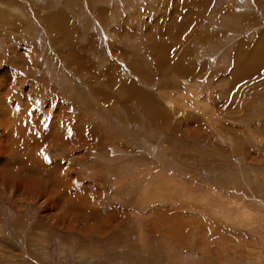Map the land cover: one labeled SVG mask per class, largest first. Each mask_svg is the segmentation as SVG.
<instances>
[{
	"label": "rangeland",
	"instance_id": "374dc122",
	"mask_svg": "<svg viewBox=\"0 0 264 264\" xmlns=\"http://www.w3.org/2000/svg\"><path fill=\"white\" fill-rule=\"evenodd\" d=\"M30 1L0 8V264H264V0Z\"/></svg>",
	"mask_w": 264,
	"mask_h": 264
},
{
	"label": "crops",
	"instance_id": "0c3cea01",
	"mask_svg": "<svg viewBox=\"0 0 264 264\" xmlns=\"http://www.w3.org/2000/svg\"><path fill=\"white\" fill-rule=\"evenodd\" d=\"M2 3H3V6H1L0 8H4V10H5V4H6V6H8L7 4L9 3V4H12V3H14L13 1H15V2H20L21 3V7H22V12L23 13H25V11L27 12V11H29L30 12V9H29V6H28V2H31L30 0H0ZM182 1V0H181ZM184 1V0H183ZM187 1H190V2H194V1H197V0H185V3L187 2ZM91 2H94V0H91L90 1V3ZM176 2H178V0L176 1ZM211 2V1H210ZM84 1L82 2V6L84 5ZM164 3H166L168 6H170L171 5V3L172 4H174V2H173V0H164ZM180 4H182V3H180ZM92 5V4H91ZM179 4L178 3H176L175 5H173V7H177ZM209 5H210V3H209ZM120 6V5H119ZM164 6V5H163ZM208 7V6H207ZM20 9V7H13V9H12V11H20L19 10ZM83 9H84V11H85V9H86V4H85V7H83ZM147 9L148 8H146L145 10H144V8L143 7H140V10H139V12H143L144 11V14H146L147 13ZM87 10V9H86ZM226 10V9H225ZM183 11H184V9H181V13H183ZM218 12V11H217ZM172 13L173 14H176L175 15V17H174V20L176 19V21H179V19H180V16H178V14L179 13H176V11H175V9H173V11H172ZM17 15H19V14H17ZM28 15H31V19L32 20H34V18L32 17V13H30V14H28ZM13 16H15L14 17V20H16V14H13ZM25 15H23V16H17V18H18V20L17 21H14V23H13V25H16V26H22V25H20V22H21V20H20V22H19V18L20 17H22V18H24V19H22L23 21L25 20V17H24ZM51 16V14H49L48 13V15H46V17H50ZM178 16V17H177ZM218 16H219V12H218ZM177 17V18H176ZM57 17H52V19H56ZM170 18H173L172 16L170 17ZM187 18L188 17H184L183 18V20L186 22L187 21ZM160 20V19H159ZM35 21V20H34ZM46 21V20H45ZM185 22L184 23H182L181 24V26L183 25H185ZM197 22V21H196ZM196 22H191L190 23V25L192 26L193 24H196ZM54 25H51L52 26V28L53 29H55V30H57L58 32L59 31H63L62 30V28L63 27H66L67 25L65 24V21L63 22H60V24H55L54 22H52ZM9 24H11V22L9 23ZM26 24V23H25ZM164 26H162V27H166L167 29L168 28H170L171 27V25H173V23L170 25V24H163ZM190 26V27H191ZM20 29V28H19ZM161 29V28H160ZM262 30V29H261ZM19 31L20 30H18V29H16V31L15 32H17V34H16V36H15V38L17 39V35L19 34ZM66 32V31H65ZM161 32V31H160ZM64 34V32H60V35H63ZM9 38L12 40V36H9ZM153 38H154V36L153 37H151V35L150 34H146V40L147 41H149L150 43H153V47H154V49H155V51H158V53H155V55H156V59H157V62H158V65H162V66H164L165 65V63H163L162 64V61H163V59L165 58V55H166V53H165V50H164V48H163V46H162V44H160V43H157L156 41H152L153 40ZM241 39V38H240ZM152 41V42H151ZM16 42V45H17V47H18V49H19V51L21 52V54H19L17 51H12V55L10 56V59L7 61L8 63H10V65H7L6 66V68L8 69V70H10L11 68L13 69V67H11V64L13 65V64H17L18 63V60L22 63V62H24V60H25V58H26V60H27V54H26V49H25V44H22L21 42H22V40L20 39V40H16L15 41ZM18 42V43H17ZM69 42V40L67 41V42H65L64 44H66V43H68ZM96 42V41H95ZM99 43V42H98ZM249 44H250V46L252 47V46H254V48H259L260 46H262V45H264V31L262 30L260 33L259 32H255V33H252V35L250 34V41L248 42ZM258 43V44H257ZM96 45V44H95ZM204 45V44H203ZM258 45V46H257ZM100 46H101V54H102V45L100 44ZM117 49V48H116ZM115 49V50H116ZM221 49H223V48H221ZM118 50V49H117ZM261 50V52L259 53H257V55H255L254 54V56H255V58H254V60H253V62H254V66L255 65H258V64H262L261 62H263L264 61V49H260ZM233 50H230V51H227V59H229V57H232V58H234V53L235 52H232ZM148 52H149V50H148ZM148 52H147V50H144L143 52H142V54L144 55V58H145V60L147 59L148 61H149V59H151V57H150V55L148 54ZM218 52H220L221 53V51H218ZM172 53V49H170L169 51H168V54H171ZM2 55H3V57L5 58L7 55H8V49H7V47H4V49L2 50V51H0V59H1V62L3 63V64H1L2 66H5V63H7V62H5V60H4V62L2 61V59H3V57H2ZM23 56V57H22ZM72 56H75V54H72V55H70L69 57H72ZM108 57L110 58V56L108 55ZM193 60V59H192ZM72 61L73 62H75L73 59H72ZM196 61V62H195ZM195 61H193L192 63H191V67L193 66V65H196V66H198V69L199 70H202V69H204V76H203V79L205 78V77H207V75L211 72V69H212V67H207L206 65H202V63H201V60H195ZM152 63V62H151ZM196 63V64H195ZM205 64V63H204ZM226 63H222L221 65H218L219 67H217V68H215L216 69V71H218V72H221V69H223V67L225 68L226 67ZM230 67L231 69H232V67H233V65H227V67ZM252 66L253 65H251V64H247V62L246 61H244L243 63H242V68H241V71L240 72H238V71H234L235 72V74H233V72L231 73L230 71H231V69H229L230 71H228L227 72V74H229L230 75V77L232 78V82H234V83H236L238 80H240V79H242L240 82H243V79H245L247 76V72L248 71H250L251 69H252ZM134 69V68H133ZM258 69V68H257ZM220 70V71H219ZM227 70V69H226ZM226 70L223 72V73H226ZM195 71H197V67H196V69H195ZM194 71V72H195ZM257 71V70H256ZM18 73V72H17ZM241 73V74H240ZM264 74V63L259 67V70H258V72H255L254 74L255 75H257L258 76V74ZM23 75V74H22ZM241 76V77H240ZM240 77V78H239ZM20 79H23V78H20ZM146 80V79H145ZM22 81H24V80H22ZM240 82H238V83H240ZM234 83H232V84H234ZM238 83H236V84H238ZM231 84V85H232ZM236 84L233 86V88L236 86ZM230 85V84H229ZM233 88L231 89V90H233ZM168 103L170 102L169 100L167 101ZM11 105V104H10ZM148 114H149V112H148ZM156 114V113H155ZM149 117L151 118V115L149 114ZM154 119V118H153ZM155 119H157L156 118V116H155ZM159 119H161L162 121H164V122H166L167 120L164 118V117H159L157 120H159ZM65 126V125H64ZM66 128H68V131L70 130V128L68 127V126H66V127H64V132H66ZM90 133V132H89ZM102 196H103V194H102ZM115 210V212L116 213H122V211H118L117 210V207L115 206L114 208H111L110 206H108V205H104V204H102V211H112V210ZM3 254H5V253H3ZM41 262V261H40ZM45 262V261H44ZM42 263V262H41ZM40 263V264H41Z\"/></svg>",
	"mask_w": 264,
	"mask_h": 264
},
{
	"label": "bare ground",
	"instance_id": "6f19581e",
	"mask_svg": "<svg viewBox=\"0 0 264 264\" xmlns=\"http://www.w3.org/2000/svg\"><path fill=\"white\" fill-rule=\"evenodd\" d=\"M257 44H258V43H257ZM257 46H258V45H257ZM22 57H23V56H22ZM24 61H25V60H24ZM22 63H23V62H22ZM13 78H14V77H13ZM178 96H180V95H178ZM182 97H183V96H182ZM170 99H171V98H170ZM170 101H172V100H170ZM165 103H166V102H165ZM183 104H184V103H183ZM204 107H205V106H204ZM206 107H207V106H206ZM51 129H52V128H51ZM51 129H50V130H51ZM2 133H3V132H2ZM45 136H47V135H45ZM48 137L51 138L50 136H48ZM27 138H28V137H27ZM30 138H31V137H30ZM30 138H28L27 140L29 141ZM49 138H48V139H49ZM179 143H180V142H179ZM34 146H35V145H34ZM171 147H172V146H171ZM31 148H32V147H31ZM31 148H30V149H31ZM35 149H36V148H35ZM35 149H34V150H35ZM28 151H29V150H28ZM35 151H36V150H35ZM30 152H31V151H30ZM30 152H29V153H30ZM32 152H33V151H32ZM32 152H31V153H32ZM20 156H21V154H20ZM29 156H30V155H29ZM17 157H18V156H17ZM21 157H22V156H21ZM33 157H34V156H33ZM33 157L31 156L32 159L29 160V161H31V162H35L36 160L33 161V160H34ZM27 158H28V157H26L24 160H27V161H28ZM29 158H30V157H29ZM37 158H38V157H37ZM18 160H19V158H18ZM19 161H20V160H19ZM27 161H25V163H26ZM31 162H28L29 165L32 164ZM21 163H22V162H21ZM25 163H24V164H25ZM28 163H27V165H28ZM30 163H31V164H30ZM12 164H13V163H12ZM21 165H22V167H23V164H21ZM7 166H8V165H6L5 168H6V169H9V168H7ZM11 166H12V165H11ZM13 166H15V165H13ZM38 166H39V165H38ZM26 167H27V166H26ZM23 168H24V167H23ZM37 168H38V167H37ZM21 169H22V168H21ZM33 169H34V168H32V170H33ZM2 170H3V169H2ZM23 170H25V169H23ZM27 170H28V169H27ZM53 170H54V169H53ZM11 171H12V170H11ZM34 171H35V170H34ZM2 172H3V171H2ZM10 173H11V172H4V173H1V174H0V176L3 175V176H1L2 181H0V184H3L4 186H6V188H8V187L10 186V184H11L9 181H15V180H13L12 177H14V179H16L15 176H12ZM12 174H13V172H12ZM116 174H117V173H116ZM14 175H15V174H14ZM31 175H32V173H31ZM31 175H30V177H31ZM55 175H56V174H55ZM50 176H51V178H52L53 175H50ZM30 177H29V178H30ZM32 177H34V176H32ZM29 178H28V180H29ZM31 179H32V178H31ZM31 179H30V180H31ZM34 179H35V178H33L32 181H34ZM63 180H64V179H63ZM63 180H60V181H63ZM17 181H18V180H17ZM19 181H20V180H19ZM56 181H58V180H56ZM151 182H152V181H151ZM7 186H8V187H7ZM12 186H13V185H12ZM3 188H4V187H3ZM10 188H11V186H10ZM12 188H13V187H12ZM12 188H11V189H12ZM11 189H10V190H11ZM156 189H157V188H156ZM5 190H6V189H5ZM161 200H162V199H161ZM71 203H72V202H71ZM68 212H69V211H68ZM56 219H57V218H56Z\"/></svg>",
	"mask_w": 264,
	"mask_h": 264
}]
</instances>
